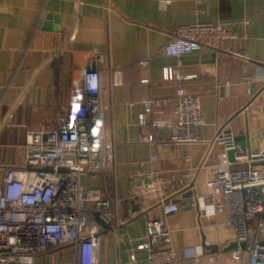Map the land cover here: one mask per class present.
I'll use <instances>...</instances> for the list:
<instances>
[{
    "label": "crops",
    "instance_id": "1",
    "mask_svg": "<svg viewBox=\"0 0 264 264\" xmlns=\"http://www.w3.org/2000/svg\"><path fill=\"white\" fill-rule=\"evenodd\" d=\"M203 23L232 28L238 41L216 54L163 55L177 27ZM97 54L103 58V125L113 145L114 168L105 178L87 176L80 184L115 200V216L124 222L103 234L99 263L129 264L133 253L137 264H145V252L135 246L145 237L147 222L161 212L158 196H136L140 180L132 176L139 171L161 178L189 173L184 187L165 190L182 206L194 193H204L209 168L222 161L221 148L213 143L221 130L237 136L247 123L250 132L261 131L258 152L263 149L264 0H0V162L25 167L30 134L53 131L67 108L82 103V72ZM143 61L146 66L140 65ZM166 68L192 78L163 81ZM144 78L147 85L140 84ZM176 86L200 98L206 125L197 130V142L163 147L170 132L152 129L151 117L148 126L139 128L135 113L142 98L169 97ZM129 103L135 104L132 112ZM165 116L172 117L170 107ZM144 133L153 135L154 145L140 142ZM2 178L0 171V185ZM204 214L181 207L165 218L178 264H209L212 253L201 246V235L219 250L234 240L223 218ZM71 255L63 248L35 264H70ZM217 264L234 263L225 256Z\"/></svg>",
    "mask_w": 264,
    "mask_h": 264
},
{
    "label": "built area",
    "instance_id": "2",
    "mask_svg": "<svg viewBox=\"0 0 264 264\" xmlns=\"http://www.w3.org/2000/svg\"><path fill=\"white\" fill-rule=\"evenodd\" d=\"M232 41H238V36L228 26H179L162 53L175 58L205 51L216 54ZM102 64L103 58L97 54L84 68L81 104L67 108L53 131L30 134L25 167L0 162V264H35L38 258L63 248L71 250L70 264H100L98 250L103 234L124 223L115 216V200L101 189L80 184L87 176L105 178L114 168L113 145L103 125ZM190 78L166 68L162 79L179 82ZM259 79L264 81V75ZM148 83L147 78L140 80L142 85ZM134 105L127 104L131 112ZM139 105L136 126L144 129L151 117L152 129L170 132L161 143L163 147L197 142V130L206 125L200 98L181 86H176L169 97L146 96ZM168 107L171 118L165 116ZM235 136L229 129L215 136L213 143L221 148L223 159L209 168L211 178L204 182V193H194L182 206L169 200L165 190L174 192L184 187L189 173L161 178L156 172L139 171L132 176L140 180L136 196H158L161 212V217L147 222L145 237L135 246L136 251L145 252V264H178L165 218L177 214L181 207L221 217L233 232L237 247L225 254H209V264H217L225 256L234 264H264V166L253 165L264 161V145L252 154L248 148H235ZM140 142L154 145L155 139L144 133ZM229 150L233 151V162L226 158ZM150 161H157V157L151 156ZM242 242L245 247L240 246ZM193 259L198 261L199 255ZM129 264H137L133 253Z\"/></svg>",
    "mask_w": 264,
    "mask_h": 264
},
{
    "label": "water",
    "instance_id": "3",
    "mask_svg": "<svg viewBox=\"0 0 264 264\" xmlns=\"http://www.w3.org/2000/svg\"><path fill=\"white\" fill-rule=\"evenodd\" d=\"M264 68V65H263ZM247 106H245L241 112H244L246 110ZM262 138L261 131L257 130L256 132H250L248 124H245L244 132L240 135L235 136L234 139V146L235 148H248L252 154L258 153V140ZM226 158L229 162H233V151L229 150L226 153ZM254 166H264V161L254 162ZM246 243L242 242L240 243L241 247H245ZM201 246L203 249L208 250L210 253H227L231 250H234L237 247V244L232 241L230 242L226 247L219 250V248L216 245H206L205 244V238L203 235H201Z\"/></svg>",
    "mask_w": 264,
    "mask_h": 264
},
{
    "label": "rangeland",
    "instance_id": "4",
    "mask_svg": "<svg viewBox=\"0 0 264 264\" xmlns=\"http://www.w3.org/2000/svg\"><path fill=\"white\" fill-rule=\"evenodd\" d=\"M228 234V233H227Z\"/></svg>",
    "mask_w": 264,
    "mask_h": 264
}]
</instances>
